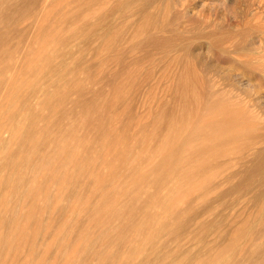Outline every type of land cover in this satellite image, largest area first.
Masks as SVG:
<instances>
[{"label":"rangeland","instance_id":"rangeland-1","mask_svg":"<svg viewBox=\"0 0 264 264\" xmlns=\"http://www.w3.org/2000/svg\"><path fill=\"white\" fill-rule=\"evenodd\" d=\"M210 89L213 133L187 122ZM244 119L264 133V0H0V264H264V200L221 198L252 153L208 138ZM187 176L211 186L181 250Z\"/></svg>","mask_w":264,"mask_h":264},{"label":"bare ground","instance_id":"bare-ground-1","mask_svg":"<svg viewBox=\"0 0 264 264\" xmlns=\"http://www.w3.org/2000/svg\"><path fill=\"white\" fill-rule=\"evenodd\" d=\"M152 1V0H151ZM155 2V1H154ZM256 2V1H255ZM32 6V5H31ZM245 9V8H244ZM252 11V10H251ZM263 12V11H262ZM256 15V14H255ZM262 28V27H261ZM252 37V36H251ZM247 38V37H246ZM259 38V37H258ZM256 41V40H255ZM113 50V49H112ZM64 73V72H63ZM185 73V72H184ZM195 75V74H194ZM250 76V75H249ZM196 77V76H195ZM241 78V77H240ZM179 79V78H178ZM202 79V78H201ZM257 78H255L256 80ZM178 85V84H177ZM185 85V84H184ZM246 85V84H245ZM261 85V84H260ZM185 87V86H184ZM207 88V87H206ZM240 88V87H239ZM256 89V88H255ZM196 90V89H195ZM248 91V90H247ZM249 92V91H248ZM181 93V92H180ZM182 94V93H181ZM198 94V93H197ZM243 95L247 96L246 92L243 91L242 93ZM218 95V96H217ZM182 96V95H180ZM179 96V97H180ZM196 96V95H195ZM212 96V97H211ZM214 96L220 97V93H214L213 90H208V91H204L203 97H201V100L199 99V97H197V100H194L197 106V109L192 115H190L187 118V122L191 125H193L198 131L202 130V129H208L210 132H214V128L213 125H215V121H216V110H213L211 107L216 106L214 100L212 104H214L213 106L209 105V99L210 97L213 99ZM204 98V99H203ZM211 99V100H212ZM183 100V99H182ZM236 100L242 102L243 98L240 97V95H238V97H236ZM253 101V100H252ZM219 102V101H218ZM221 102V101H220ZM219 102V103H220ZM254 102V101H253ZM183 103V102H182ZM191 103H193V100L191 101ZM194 103V104H195ZM211 106V107H210ZM210 107L212 110H210L209 112L207 110H209ZM208 108V109H206ZM186 109V108H185ZM205 109H206V114H205ZM184 117V116H183ZM231 121V120H230ZM229 121V122H230ZM253 126L250 125L247 121H245V119L242 121V123L239 126H233L232 131H225L223 132L222 136L219 137V139L217 141H214V139H216L218 136V134H216V136L211 135L210 141L216 144H213L212 149L216 150L217 152H220L221 146L224 144H229V143H234L235 144V148L233 149H227V150H223L221 149V153L220 155L226 156L228 158H230L231 154H235L237 159H242L245 158V154L250 152L252 153V159L253 161L251 162L252 164L247 165V168L245 167L244 171H242L240 173L241 178L240 181L237 182L236 184H234L231 188H228V190H226L225 192H223V194L221 195L223 198L224 196H228L230 194H239V192L241 191H249V190H254V194H253V199L256 202H261L264 200V133L260 134V132L258 134H255L253 132ZM217 129V127L215 128V130ZM222 132V131H221ZM202 133V132H201ZM204 134V133H203ZM215 135V134H214ZM260 145V146H257ZM263 144V145H262ZM167 145V144H166ZM227 146V145H226ZM166 149V148H165ZM180 150V149H179ZM204 152V151H203ZM173 153V152H172ZM205 154V152H204ZM195 155H200V151L196 152ZM192 157V156H191ZM227 158V159H228ZM167 159V158H166ZM194 159V158H193ZM168 160V159H167ZM183 160V159H182ZM233 160V159H232ZM36 161V160H35ZM186 161V160H184ZM195 163V162H194ZM249 163V162H248ZM184 164V163H183ZM217 164V163H216ZM225 165V164H224ZM215 166V162L211 163L210 166H206L209 167V169L211 167ZM246 166V164H245ZM244 167V165H243ZM187 168V167H186ZM180 169V168H179ZM208 169V168H207ZM243 169V168H242ZM169 170V169H168ZM205 167L204 168H199L196 172L197 176L205 173ZM241 170V169H240ZM238 174H239V170ZM194 172V171H193ZM120 173V172H119ZM192 173V172H191ZM237 173V172H235ZM168 174V173H167ZM188 174V173H187ZM195 174V175H196ZM236 174V175H238ZM67 175V174H66ZM68 176V175H67ZM158 177V176H157ZM176 177L183 178L181 176V174L176 173ZM195 177V176H194ZM194 177H186V181L188 180L189 182H191V185H189V187H187L186 189L184 188H178L176 186V189L174 188L173 190H169L165 189V186H163V195L164 196H168L169 193L172 192V194H175V198L177 199V204L179 206V204H182L183 201L186 199L185 201V207L184 208H179V215H182V220L181 222L176 226L179 227V234H176L175 236V244L178 246L179 249H181L182 247V238H185L184 235L185 233V229L187 228V224H189V220L185 217H187V214H189V205L188 202L191 201L192 197L190 196L196 189L200 191V197H206V193L209 191L210 189V182L207 179H204L202 182H196V179L194 181ZM240 177V176H239ZM63 178V177H62ZM203 178V177H202ZM256 178V179H254ZM168 179V178H167ZM185 180V178H183ZM199 179V178H198ZM254 179V180H253ZM160 180V179H159ZM253 180V182H252ZM176 181V179H175ZM143 182V181H142ZM157 182V181H156ZM167 182V181H166ZM172 182V181H171ZM251 182V183H250ZM153 184V183H152ZM166 184V183H165ZM168 185V184H167ZM171 185V184H170ZM254 185V186H251ZM27 186V185H26ZM159 187H161L159 185ZM158 187V188H159ZM27 188V187H26ZM162 188V187H161ZM169 188V187H167ZM22 194V193H21ZM246 194V193H245ZM162 197V196H161ZM172 198V197H171ZM185 198V199H184ZM167 200V199H166ZM170 200V198H169ZM176 201V200H175ZM174 201V202H175ZM167 202V201H166ZM166 202L164 199H160V202H158V205L161 203L162 207L166 206ZM157 203V202H156ZM47 204V203H46ZM92 204V203H91ZM149 204V203H148ZM132 206V205H131ZM141 206V205H140ZM153 207V206H152ZM136 208V207H135ZM16 209V208H15ZM120 209V208H119ZM129 209V208H128ZM153 209V208H152ZM210 209V207H209ZM145 210V212L143 213L145 216L148 215L147 210ZM142 210V211H143ZM150 210V209H149ZM49 211V210H48ZM135 211V210H134ZM133 211V212H134ZM136 212V211H135ZM209 213V212H208ZM143 215V216H144ZM128 216H135L132 214V211L130 212V214H128ZM151 216V215H150ZM134 218V217H132ZM143 218V217H142ZM129 219V218H127ZM126 216L124 217V226L123 228H129L131 229L130 231H134L136 235H141L143 237V232H148V230L150 229V227L148 228H143V226L141 225H133L130 226L127 222ZM154 221V220H153ZM115 222V221H114ZM151 224V223H150ZM130 226V227H129ZM166 227H171L170 222L166 223ZM175 226L172 227L173 229L176 228ZM116 229V228H115ZM178 229V228H177ZM106 231V230H105ZM174 232V231H173ZM101 233V232H100ZM125 233V232H124ZM119 234V233H118ZM131 234V233H130ZM174 234V235H175ZM133 235V234H132ZM192 235H196V234H192ZM191 235V236H192ZM98 237H100V235H98ZM97 237V239H98ZM190 237V236H189ZM188 237V238H189ZM139 238V237H138ZM140 239V238H139ZM91 241V240H90ZM119 244V243H118ZM135 242L134 241H127V249L129 250L130 254H134L136 252V247L134 246ZM123 245V244H122ZM140 245V244H139ZM138 246V245H137ZM88 247V246H87ZM122 247V246H121ZM120 247V248H121ZM92 248V247H91ZM116 249V248H115ZM118 249V248H117ZM113 250V249H112ZM182 250V249H181ZM86 251V249H85ZM119 251V250H118ZM127 251V250H126ZM89 253V252H88ZM124 253V252H123ZM111 254V253H109ZM86 255V252H85ZM121 255V254H120ZM81 256V255H79ZM128 256V255H127ZM69 257V256H68ZM86 257V256H85ZM81 258H83L81 256ZM125 258H119L117 260V264H123L125 262ZM71 260V259H70ZM75 260V259H74ZM83 260V259H82ZM76 261V260H75ZM77 262V261H76ZM115 262V261H114ZM71 263V262H70Z\"/></svg>","mask_w":264,"mask_h":264}]
</instances>
